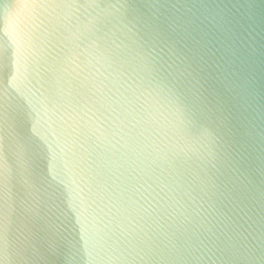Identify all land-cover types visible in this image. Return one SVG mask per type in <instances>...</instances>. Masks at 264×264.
Returning <instances> with one entry per match:
<instances>
[{
    "label": "water",
    "instance_id": "1",
    "mask_svg": "<svg viewBox=\"0 0 264 264\" xmlns=\"http://www.w3.org/2000/svg\"><path fill=\"white\" fill-rule=\"evenodd\" d=\"M0 264H264V0H0Z\"/></svg>",
    "mask_w": 264,
    "mask_h": 264
}]
</instances>
